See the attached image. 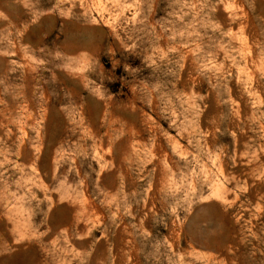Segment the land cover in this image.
I'll return each mask as SVG.
<instances>
[{"label": "rangeland", "instance_id": "374dc122", "mask_svg": "<svg viewBox=\"0 0 264 264\" xmlns=\"http://www.w3.org/2000/svg\"><path fill=\"white\" fill-rule=\"evenodd\" d=\"M0 264H264V0H0Z\"/></svg>", "mask_w": 264, "mask_h": 264}, {"label": "bare ground", "instance_id": "6f19581e", "mask_svg": "<svg viewBox=\"0 0 264 264\" xmlns=\"http://www.w3.org/2000/svg\"><path fill=\"white\" fill-rule=\"evenodd\" d=\"M211 190H212V189H211ZM217 190H218V189H217ZM215 191H216V190H215ZM216 192H217V191H216ZM217 193H218V192H217ZM217 193H216V194H217ZM216 194L214 195V197L216 196ZM218 194H219V193H218ZM218 196H219V195H218ZM211 197H212V196H211ZM220 197H221V196H220ZM215 198H219V197L216 196ZM221 199H222V198H221Z\"/></svg>", "mask_w": 264, "mask_h": 264}]
</instances>
